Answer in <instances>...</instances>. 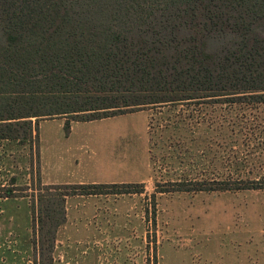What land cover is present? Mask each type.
Listing matches in <instances>:
<instances>
[{"label":"trees","instance_id":"trees-1","mask_svg":"<svg viewBox=\"0 0 264 264\" xmlns=\"http://www.w3.org/2000/svg\"><path fill=\"white\" fill-rule=\"evenodd\" d=\"M243 103L264 104V0H0V143L37 146L46 119L65 118L68 134L72 122L161 106ZM248 175L157 193L264 192V173ZM25 190L1 185L0 199H31L35 264H53L66 198L138 194L143 185Z\"/></svg>","mask_w":264,"mask_h":264},{"label":"rangeland","instance_id":"rangeland-1","mask_svg":"<svg viewBox=\"0 0 264 264\" xmlns=\"http://www.w3.org/2000/svg\"><path fill=\"white\" fill-rule=\"evenodd\" d=\"M70 126L66 134L63 118L40 120L37 146L1 142L0 186L26 187L29 196L38 182L142 184L138 194L66 198L71 218L104 217L91 229L107 232L105 264H264V211L259 202L245 206L262 194L157 193L236 171L261 176L264 104L161 106ZM30 204L0 199V264H35ZM69 226L58 230L64 238ZM99 238L84 246L97 249Z\"/></svg>","mask_w":264,"mask_h":264},{"label":"crops","instance_id":"crops-1","mask_svg":"<svg viewBox=\"0 0 264 264\" xmlns=\"http://www.w3.org/2000/svg\"><path fill=\"white\" fill-rule=\"evenodd\" d=\"M63 120L65 124L66 119L63 118ZM235 194H250L251 196L262 194L261 200H253L252 202L245 204V206L246 208H248V206H252V205L255 206V203L259 202L264 211V192L261 193V191H246V192H238ZM91 198L93 197H88V199ZM79 213H81V211L78 212L76 216L74 214L72 216V217L75 216L74 218H71V216H69V213L66 215L67 216L66 222L62 227V229H65L70 225L72 228L74 227L75 230L73 229L74 231L71 233V236L70 235L67 236L68 232L65 233L66 234L65 238L62 235V232H60L61 230L57 233L53 264H92V261H94L93 262L94 264H105V262H107V260L105 259L106 258L105 245L107 244V240L105 236L107 232L101 231L99 229L92 231L91 229V227H93L92 220L99 218L98 221L100 220L104 221V217L101 214L97 215V213L90 214L89 216H87V214L85 213H82V215ZM80 228L81 230H79ZM93 233H95L96 235H93ZM101 235L103 237H101ZM72 238L75 239L71 240ZM88 238L93 240L97 238L102 239L98 242L99 247H97V249L94 247L91 249L85 247L84 241ZM91 252H93L94 260L93 259L91 260L90 258ZM110 255L111 254H108V256ZM247 264H251V259H249V262Z\"/></svg>","mask_w":264,"mask_h":264}]
</instances>
